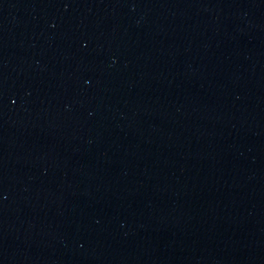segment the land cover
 <instances>
[{"label":"water","instance_id":"1","mask_svg":"<svg viewBox=\"0 0 264 264\" xmlns=\"http://www.w3.org/2000/svg\"><path fill=\"white\" fill-rule=\"evenodd\" d=\"M0 264H264V0H0Z\"/></svg>","mask_w":264,"mask_h":264}]
</instances>
